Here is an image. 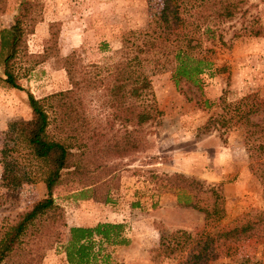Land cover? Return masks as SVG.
Returning <instances> with one entry per match:
<instances>
[{"label":"rangeland","instance_id":"obj_1","mask_svg":"<svg viewBox=\"0 0 264 264\" xmlns=\"http://www.w3.org/2000/svg\"><path fill=\"white\" fill-rule=\"evenodd\" d=\"M22 1L0 0L4 9L0 27L16 21ZM37 1L38 20L25 36L27 54L21 53L16 62L21 89L0 81V236L19 212L28 210L46 193L41 180L22 183L13 192L2 184L5 135L10 123L30 118L28 93L42 98L69 88L65 69L69 61L72 68L112 62L127 31L145 28L150 16L161 7V0ZM240 1L243 15L216 23L215 38L204 39V46L214 50L210 54L214 65L200 75V94L190 83L176 86L171 78L172 66L147 67L152 91L149 96L156 104V116L145 127L148 144L139 152L108 160L114 168L108 200L83 197L74 180H64L54 189L53 198L63 209L65 224L54 231L41 264H68L64 245L70 227L98 222L120 223L125 241L108 244L96 238L93 249L97 263H171L169 258L153 253L161 240L175 230L195 233L204 224L202 212L182 204L186 196L193 195L169 188L164 178L174 173L197 178L207 189L215 188L222 225L228 226L246 213L259 221V232L242 240L237 250L220 262L264 264V193L248 168L246 128L242 124L222 126L219 117L223 102L249 94L264 101V36L249 32L256 25L264 26V0ZM94 113L101 114L100 108ZM28 152L19 145L8 159L36 164ZM198 197L201 206H212L207 203L213 199L211 193Z\"/></svg>","mask_w":264,"mask_h":264},{"label":"trees","instance_id":"obj_2","mask_svg":"<svg viewBox=\"0 0 264 264\" xmlns=\"http://www.w3.org/2000/svg\"><path fill=\"white\" fill-rule=\"evenodd\" d=\"M240 3L161 0L160 9L150 16L145 28L129 30L123 36L121 47L114 53L115 60L77 68H72L73 62L69 61L65 67L69 88L42 98L28 93L30 118L10 123L5 135L10 143L6 141L3 149L2 184L13 192L22 183L41 180L46 193L28 210L19 212L0 236V264H41L52 245L54 231L65 224L63 209L53 198L54 189L64 180L76 181L83 197L108 200L114 179V168L108 160L139 152L148 144L145 127L156 116V104L149 96L152 91L147 67L172 66L171 78L176 86L187 82L200 94V75L214 65L210 58L214 50L204 46V39L215 38L216 23L242 16ZM37 8V0L22 1L16 21L0 27V81L7 87L21 89L16 62L21 53L27 54L25 36L38 20ZM3 11L0 5V14ZM249 32L264 36V26L256 25ZM95 108H100L101 114L107 113L95 114ZM257 115L259 118L254 119ZM219 117L222 126H245L248 168L264 193V101L249 94L223 102ZM19 145L29 151L36 164L8 159ZM164 179L169 188L193 195L186 196L182 204L202 212L204 224L195 233L175 230L168 234L154 249L155 257L169 258L168 264H226L220 260L234 253L242 240L259 232V221L247 213L228 226L222 225L219 195L199 179L180 173ZM206 192L213 195L207 202L212 206L199 204V194ZM121 227L111 222L70 227L64 245L68 264H99L93 249L95 239L122 244L125 239Z\"/></svg>","mask_w":264,"mask_h":264}]
</instances>
